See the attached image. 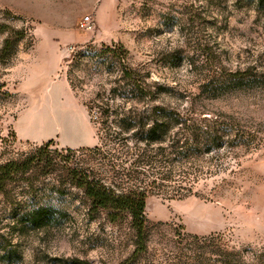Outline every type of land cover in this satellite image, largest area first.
I'll use <instances>...</instances> for the list:
<instances>
[{"label":"rangeland","instance_id":"1","mask_svg":"<svg viewBox=\"0 0 264 264\" xmlns=\"http://www.w3.org/2000/svg\"><path fill=\"white\" fill-rule=\"evenodd\" d=\"M86 15L90 30L78 25ZM0 82V163L52 139L59 165L110 182L107 161L78 150L130 152L132 130L114 144L120 117L160 109L223 135L181 159L169 148L182 132L174 124L148 147L149 169L171 180L145 200L139 251L129 218H89L61 167L16 176L0 193V264H205L218 248L237 254L233 264H264V0H0ZM19 118L36 121L20 129L30 138Z\"/></svg>","mask_w":264,"mask_h":264},{"label":"trees","instance_id":"2","mask_svg":"<svg viewBox=\"0 0 264 264\" xmlns=\"http://www.w3.org/2000/svg\"><path fill=\"white\" fill-rule=\"evenodd\" d=\"M7 44H9V40L6 39L3 49L7 47ZM120 49L121 46H118V50ZM122 56L118 57L121 61L124 58ZM127 75L128 73L125 72L124 76L127 77ZM129 78V84L133 92H143L144 83L136 78ZM3 87L4 83L0 82V93L8 94L6 91H2ZM118 124L120 125V129L114 133L116 138L118 137L119 139L114 141V144L118 143L117 146L121 147V140L125 139V137L120 138V136L122 133L132 130L130 137L135 141L134 148H131L132 152L126 150L121 151L118 155H116L115 152V155H109V151L103 149L102 146L78 150L98 154L100 160L107 161L108 166L114 173L113 176L117 179L113 177V179L108 182L101 175V172L91 167H78L77 165H72L69 160L63 163L60 162L61 165H59L49 154L51 145L53 144V140L49 139L22 159L8 160L4 163H0V193L8 181L18 175H23L29 171H40L48 174L59 166L63 169L68 184L76 187L83 193L85 202L88 204L87 213L89 218H95L101 211H105L107 218L112 222L129 218L130 227L134 231L136 244L138 245L137 251L142 250L144 248V240L147 236V219L144 213L145 200L156 188L158 189L161 187L163 181L171 180L169 178L170 176L164 173L159 167L156 170H153V168L149 169L151 167L150 163H152L155 156H151L147 153L148 147L152 144L162 143L165 139V134L174 124H179L181 126L179 129L182 132H177V136L175 140L170 143L169 148L171 152H175L176 157L181 159L187 157L190 153L197 152L202 146H204L206 151L217 149L223 142V135L219 133L218 129L195 124L194 120L191 118H183L177 112L163 109L159 111L153 110L146 116L138 115L137 117H133L130 114L122 115L118 120ZM182 133L183 141L180 139ZM180 141L182 145H178ZM137 142L142 143V146H138ZM180 147L184 149H180L179 151L178 148ZM122 148L120 150H122ZM157 149L162 150V147L158 146ZM66 151L72 153L75 150L67 148ZM128 153L130 156H128L127 159L118 161L122 155L127 156ZM156 153L157 152H155V154ZM130 158L133 159L130 160ZM128 160H130L129 163H126ZM185 179L186 178L180 179V182L176 184V190H184L185 186H181V182L185 181ZM180 195H182V193ZM42 211H45V208L38 209L35 212L37 214L36 216L32 213V220L35 221L37 218L39 219L42 217L40 214ZM216 236L212 234L208 237L214 240L217 239ZM193 238L196 240L198 239L196 236H193ZM203 239L205 240L207 238ZM198 253H204V251L202 252L201 250ZM213 256L215 258L214 261L210 262V259H208L205 264H233L235 263L233 259L236 258L237 254L218 248L213 251ZM199 264H201V262Z\"/></svg>","mask_w":264,"mask_h":264},{"label":"crops","instance_id":"3","mask_svg":"<svg viewBox=\"0 0 264 264\" xmlns=\"http://www.w3.org/2000/svg\"><path fill=\"white\" fill-rule=\"evenodd\" d=\"M36 123V121H33V123H32V120L31 119H24V120H22V118H19L18 119V122L16 123V130H17V133L19 134V136L21 137V138H30V136L29 135H27V134H22V132H20L21 130V127H22V125L23 124H25V126H27L28 128H33L34 127V124ZM77 145V144H76ZM81 146H90L88 143L86 144H84V143H81L80 144Z\"/></svg>","mask_w":264,"mask_h":264},{"label":"built area","instance_id":"4","mask_svg":"<svg viewBox=\"0 0 264 264\" xmlns=\"http://www.w3.org/2000/svg\"><path fill=\"white\" fill-rule=\"evenodd\" d=\"M78 25L81 29L90 30L93 27V21L90 16L86 15L80 19Z\"/></svg>","mask_w":264,"mask_h":264}]
</instances>
